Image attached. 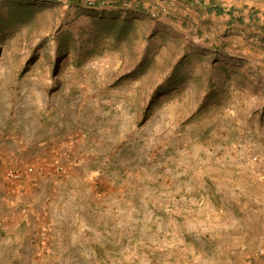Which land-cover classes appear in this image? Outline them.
Listing matches in <instances>:
<instances>
[{"label": "rangeland", "instance_id": "rangeland-1", "mask_svg": "<svg viewBox=\"0 0 264 264\" xmlns=\"http://www.w3.org/2000/svg\"><path fill=\"white\" fill-rule=\"evenodd\" d=\"M89 1L0 25V264H264V0Z\"/></svg>", "mask_w": 264, "mask_h": 264}, {"label": "crops", "instance_id": "crops-1", "mask_svg": "<svg viewBox=\"0 0 264 264\" xmlns=\"http://www.w3.org/2000/svg\"><path fill=\"white\" fill-rule=\"evenodd\" d=\"M254 171V174H248V176H253L254 178H264V167H261V168H256L253 170ZM49 173V172H48ZM248 177H246V180L245 181H248L247 179ZM250 188H252V186H250ZM264 190V188L262 189ZM261 195H264V192L261 194ZM249 198L248 195H246V197L244 199H237V201L233 202L232 199L230 201H226L224 203L225 207L230 209L233 213V215L235 216L236 219H239V221H243L244 223H247V221L249 220V216L250 217H254V219L256 218H264V215L262 217H259V210H261L263 213L261 214H264V210H262V207L260 206H255L251 203L250 200H247L245 201V199ZM240 200V201H239ZM264 208V207H263ZM259 212V213H258ZM204 220V219H203ZM198 222H200L198 220ZM203 222V221H201ZM200 222V223H201ZM207 223H210L209 220H207ZM196 236H200L199 239L201 238V236H203L205 238V235L206 234H202V231H200V233H195ZM260 237V236H259ZM221 239L224 240L222 241L224 245H227L229 247V249L235 245L238 244V241L237 239H235L233 237V234L231 235L230 232H228L227 230H225V232L223 231L221 233ZM263 243V242H262ZM210 245V244H209ZM264 252V250L262 251V253ZM255 253H253V255H255ZM249 255V253L247 252L246 253V257Z\"/></svg>", "mask_w": 264, "mask_h": 264}, {"label": "trees", "instance_id": "trees-1", "mask_svg": "<svg viewBox=\"0 0 264 264\" xmlns=\"http://www.w3.org/2000/svg\"><path fill=\"white\" fill-rule=\"evenodd\" d=\"M69 4L71 5H75L76 7H80V3L82 0H67ZM185 2H195L198 0H184ZM203 2V0H200ZM55 3L57 2V0H9L8 4V13H9V18L8 19H1L0 17V25H5L8 21L12 20L13 18H15V21L18 20L20 18V16L23 15H27L29 13V11L25 8L22 7V5H18L19 3H25V5L27 4H41V3ZM199 2V1H198ZM200 2V3H202ZM88 4L90 5V8H98L101 7L105 4L104 0H95V1H89ZM125 5H127V2L124 3ZM204 8L208 11V12H213L216 13L217 15L223 14V13H227L228 15H230V17L233 14L232 9H225L224 7H222L219 4H216L215 2L211 1L209 4L204 5ZM112 20V19H111ZM8 26V25H6ZM120 31H122V29H120Z\"/></svg>", "mask_w": 264, "mask_h": 264}, {"label": "built area", "instance_id": "built-area-1", "mask_svg": "<svg viewBox=\"0 0 264 264\" xmlns=\"http://www.w3.org/2000/svg\"><path fill=\"white\" fill-rule=\"evenodd\" d=\"M33 172L34 168L32 166H26L24 169L21 167H8L4 169L3 175L13 182L21 183L23 182L24 175H31ZM247 263L251 264L252 260L249 259Z\"/></svg>", "mask_w": 264, "mask_h": 264}]
</instances>
